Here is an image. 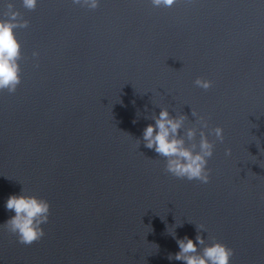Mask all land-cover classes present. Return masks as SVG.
<instances>
[{
	"label": "water",
	"instance_id": "water-1",
	"mask_svg": "<svg viewBox=\"0 0 264 264\" xmlns=\"http://www.w3.org/2000/svg\"><path fill=\"white\" fill-rule=\"evenodd\" d=\"M10 2L28 25L15 29L21 82L0 91V264H184L168 259L172 232L195 243L199 226L230 264H264V0ZM159 107L186 115L197 142L192 110L223 129L208 136V183L138 146ZM22 188L50 205L28 245L3 226Z\"/></svg>",
	"mask_w": 264,
	"mask_h": 264
},
{
	"label": "clouds",
	"instance_id": "clouds-1",
	"mask_svg": "<svg viewBox=\"0 0 264 264\" xmlns=\"http://www.w3.org/2000/svg\"><path fill=\"white\" fill-rule=\"evenodd\" d=\"M71 2L80 7L96 9L100 0H71ZM150 2L155 8H167L176 0H150ZM4 3V0H0V4ZM37 3L38 0H22L23 7L29 10L35 9ZM3 16H0V91L7 90L8 93H13L21 82L19 61L22 57L21 45L16 38L15 29L27 27L28 21L14 10L10 0L7 2V11ZM32 55L35 57L38 54L33 52ZM193 83L196 87L205 90L211 87V81L200 77H197ZM159 108L158 115L153 113L150 117L154 123H149L143 128L141 137L137 139L138 146L142 142L145 148L163 157L164 169L172 176L208 183L207 164L214 148V142L209 140L208 136L214 135L216 140L222 142L223 129L219 126L209 129L207 120L192 110L191 115L199 125L197 142L195 140L197 127L185 128V121L188 119L186 115L178 113L173 116L167 107ZM205 129H208L207 133ZM185 138L191 142L187 146ZM225 154L230 155V150L226 149ZM4 208L13 215L3 223V226L17 237L19 243L28 245L44 235L42 225L48 222L50 210V205L45 199L26 194L22 188L20 193H13L7 197ZM200 231H205L203 226L197 228L195 243L187 235L177 238L172 232L179 251L169 254L168 259L182 261L184 264H230L233 250L217 241L215 237H210L211 242L206 243L205 238L199 234Z\"/></svg>",
	"mask_w": 264,
	"mask_h": 264
}]
</instances>
